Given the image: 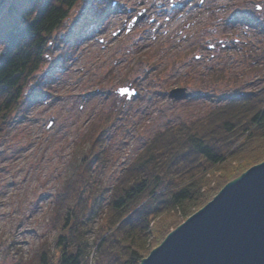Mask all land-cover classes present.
Returning <instances> with one entry per match:
<instances>
[{"label":"rangeland","instance_id":"374dc122","mask_svg":"<svg viewBox=\"0 0 264 264\" xmlns=\"http://www.w3.org/2000/svg\"><path fill=\"white\" fill-rule=\"evenodd\" d=\"M128 84L130 97L117 91ZM176 86L191 96L173 100ZM263 87L264 0H79L0 137V264L53 247L56 193L74 149L101 124L107 196L157 130Z\"/></svg>","mask_w":264,"mask_h":264},{"label":"trees","instance_id":"16d2710c","mask_svg":"<svg viewBox=\"0 0 264 264\" xmlns=\"http://www.w3.org/2000/svg\"><path fill=\"white\" fill-rule=\"evenodd\" d=\"M78 1L8 0L0 8V137ZM103 124L69 161L53 247L44 241L27 264H139L224 184L264 160V87L157 130L107 196L97 178L107 159Z\"/></svg>","mask_w":264,"mask_h":264},{"label":"water","instance_id":"95a60500","mask_svg":"<svg viewBox=\"0 0 264 264\" xmlns=\"http://www.w3.org/2000/svg\"><path fill=\"white\" fill-rule=\"evenodd\" d=\"M7 1L0 0V8ZM144 16L145 9L133 16L128 29ZM117 91L130 97L137 90L128 84ZM191 94L185 86L168 92L173 100ZM140 264H264V160L223 185Z\"/></svg>","mask_w":264,"mask_h":264},{"label":"flooded vegetation","instance_id":"af4514ba","mask_svg":"<svg viewBox=\"0 0 264 264\" xmlns=\"http://www.w3.org/2000/svg\"><path fill=\"white\" fill-rule=\"evenodd\" d=\"M145 15H146V13H145ZM133 18V17H132ZM131 29V28H130ZM130 29H128V26H127V30H130ZM131 88V87H130Z\"/></svg>","mask_w":264,"mask_h":264}]
</instances>
